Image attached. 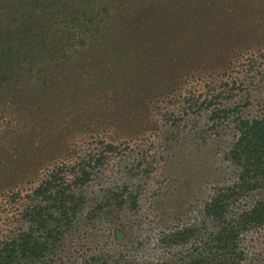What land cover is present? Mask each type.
Instances as JSON below:
<instances>
[{
	"label": "rangeland",
	"instance_id": "rangeland-1",
	"mask_svg": "<svg viewBox=\"0 0 264 264\" xmlns=\"http://www.w3.org/2000/svg\"><path fill=\"white\" fill-rule=\"evenodd\" d=\"M43 2L0 0V36L23 17L48 38L0 89V246L55 172L77 215L33 264H264V190L213 207L241 122L264 118V0Z\"/></svg>",
	"mask_w": 264,
	"mask_h": 264
},
{
	"label": "trees",
	"instance_id": "trees-1",
	"mask_svg": "<svg viewBox=\"0 0 264 264\" xmlns=\"http://www.w3.org/2000/svg\"><path fill=\"white\" fill-rule=\"evenodd\" d=\"M56 0H44L43 6H51ZM81 9L79 12H83ZM86 13V11H85ZM27 19L20 18L17 29L0 36V89L20 79L18 69L25 66L31 71L34 61L44 55L47 49V35L29 26L25 33L21 27L28 24ZM31 38L32 46L22 43V38ZM240 136L229 153L230 161L239 168L240 174L235 186L227 188L219 195L214 204L216 211L223 210V203L231 202L245 192L264 190V118L245 120L240 124ZM83 178L89 172L83 169ZM82 180V183H85ZM66 181L60 174L52 173L46 181L36 190V197H42V204H37L30 211L32 223L30 231L0 246V264H33L41 259L48 245L47 236L50 234L55 222L70 220L77 215L76 194L65 187ZM255 222L264 225V200L251 212ZM193 264H212L196 261Z\"/></svg>",
	"mask_w": 264,
	"mask_h": 264
}]
</instances>
